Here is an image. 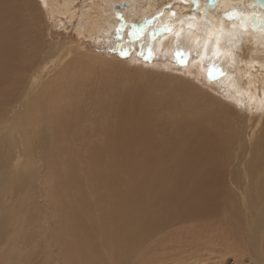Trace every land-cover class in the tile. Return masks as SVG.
I'll return each mask as SVG.
<instances>
[{
  "label": "bare ground",
  "instance_id": "6f19581e",
  "mask_svg": "<svg viewBox=\"0 0 264 264\" xmlns=\"http://www.w3.org/2000/svg\"><path fill=\"white\" fill-rule=\"evenodd\" d=\"M73 1L75 0H41L38 5L41 8L43 3V6L49 7L54 13L62 12ZM115 1L117 0L86 1L83 5L84 19L81 28L98 31L100 29H94L103 17L105 18L103 21H107L110 27L115 25L116 21L113 20ZM125 1L126 18L132 26L147 18L151 20L150 28L154 29V33H158L155 43L157 49H162L163 52L173 56L179 49L189 54L196 50L197 59L194 65H198V69H203V62L208 59L211 62L212 73L216 75L214 83L220 86L219 88L223 84L226 87L225 93L234 97L233 101L245 102L249 109L256 111L264 109V30H254L249 19L246 25L240 22L242 14L250 18L255 12L258 19L264 18V10L249 8L254 0H217L214 8L206 5L207 0H196L197 7L194 6V0ZM19 2L0 0V89L6 70H14L15 63L17 72L23 71L31 75L37 70L26 71V63L34 67L42 61L38 54L41 52L38 51L40 42L33 33V19L28 14V8L33 4L31 0H19ZM14 9L17 10L13 12ZM230 11L236 12L234 19L226 17V13ZM159 23H161L160 27H158ZM189 69L186 70L188 73ZM197 70H194L195 73ZM16 79L15 76V86H17ZM43 90L28 109L31 107L35 112L36 109H59L60 105L57 106L55 102L49 103L50 96L52 101L57 99L53 93L54 87L50 89L48 87L44 92ZM186 94L188 92L175 94L169 89L163 93L160 103L151 98L152 95L144 98L133 96L128 101L116 100L112 107H108L104 101L101 102V99H90L93 109L99 110V118H102L103 122L107 123L110 114L116 116L119 113L121 118L115 123L116 131L111 135V145L116 142L119 144L120 152L117 155L122 161L119 163L120 166L115 164L113 158L106 167L99 161L90 162L91 164L88 165L92 177L95 176L98 182H105L103 185L108 184L110 178V184L106 188L115 192L116 199L112 198L111 203L118 209L112 208L107 215L113 219L111 232L113 236L109 246L111 245L110 251L114 252H105L104 256L94 258L95 260L89 259L87 264H92L94 261L96 262L94 264H131L135 256L138 260L133 264H183L189 260L194 262L198 256L202 258L203 252L209 251L211 244L213 245L217 240L216 234L211 235L215 224L213 220L222 216V212L227 210L231 212L230 219L223 215L226 221L221 220L219 224L225 227H230L231 224L234 226L229 230L234 235V237L230 235L235 242L232 244L234 258L241 259V264L246 262L264 264V123L262 122L260 126L258 119L256 124H242L235 128L231 125L232 120L225 116L231 114L227 109L216 108V111H210L212 108L215 109L210 107V102L207 105L200 103V100L205 102L203 94L185 96ZM183 95L187 98H183ZM154 102L160 109H173L179 104L187 108L188 114L183 113L176 117H170V114L157 116L152 111L156 108L155 105L151 107ZM31 109L29 112L32 111ZM55 111L54 113L60 116V110ZM43 112L44 114H38L37 119H32L33 125L38 128L44 127L49 120L45 110ZM104 115L108 116L105 118ZM61 117L53 121V136L61 148H58V151L62 152L63 156H67L71 167L75 168L76 161H80L81 152L77 148H71L70 143H84L94 132L91 130L90 133L86 131L83 134L79 132L83 126L77 118L63 121ZM76 127H79L78 132L76 129L73 130ZM47 136L50 137L49 134ZM256 136L253 146L247 145L249 146L247 147L245 137L249 139ZM51 140L54 142L53 137ZM46 141L47 137L44 135L43 142ZM95 149L96 147H93V150L91 148L89 150L92 152L90 155L92 160H94L92 156L101 155L98 151L95 153ZM109 149L112 151L111 148ZM65 159L64 163L67 164V158ZM120 172L130 176L128 181L125 179V183L129 184L126 191L117 190L115 180H111V174L120 175ZM242 174L245 176V182L241 181ZM102 176H106V181L100 178ZM79 181L76 174L72 183L75 185ZM230 183L238 185L241 195L230 188ZM125 197L127 201L123 205ZM81 211V215L79 214L77 218L80 216L79 219L83 220L81 226L84 229L85 223L87 224L90 219L85 222L86 208ZM243 214L255 233L253 236L251 232L246 239L248 242L251 240V245L243 239L239 242L238 239L236 230L243 222ZM187 219L198 221L197 229L189 228L183 234L185 237L176 240L174 246L169 242V244L152 242L153 249L147 250L148 241H143L145 237L159 232L161 226L170 228L174 224L175 226L187 224ZM203 225H207L208 231L202 229ZM3 226L4 219H1L0 231ZM66 226L69 224L66 223ZM137 235H141V238H137ZM115 238L117 244L113 241ZM164 238L165 241L171 239L170 236ZM213 240L214 243H211ZM252 245L256 249V257L252 256ZM113 247L117 250L131 247L133 249L125 251L126 254L122 257L120 255V260H116V256L120 253L117 254ZM77 251L78 253L72 256L75 259L78 258L76 255L85 250L79 246Z\"/></svg>",
  "mask_w": 264,
  "mask_h": 264
},
{
  "label": "rangeland",
  "instance_id": "374dc122",
  "mask_svg": "<svg viewBox=\"0 0 264 264\" xmlns=\"http://www.w3.org/2000/svg\"><path fill=\"white\" fill-rule=\"evenodd\" d=\"M33 1L31 0L33 5L28 8V14L34 20H32V29L40 42L38 51L41 50V52L38 54L42 61L36 65L33 62L34 67L26 63V71L37 70L31 75L23 71L17 72L15 63L14 70L7 69L1 81L3 83L0 89V220L4 219V226L0 231V261L1 264H87L89 259L95 260L94 258L104 256L105 252H114L110 251L111 245L109 246L113 236L111 235L113 219L107 215L112 208L118 209L111 203L112 198L116 199L115 192L106 188L110 184V178H108V184L103 185L105 182H98L95 176L92 177L88 165L90 162L99 161L106 167L113 158L115 164L120 166L119 163L122 161L117 155L120 152L119 144L116 142L111 145V135L116 131L115 123L121 118L119 113L116 116L104 115L105 118L108 117L107 123L103 122L102 118H99V110L93 109L90 99H101V102L104 101L108 107H112L116 100L128 101L133 96L144 98L152 95L151 98L160 103L163 93L169 89L175 94L201 93L204 95L205 102L200 100V103L207 105L210 102V107L215 108L210 111H216V108L227 109L231 114L225 116L232 120H230L231 125L235 128L242 124H256L259 120V125L264 123V109L256 111L249 109L245 102L233 101L234 97L225 93L226 87L223 84L219 88L220 86L214 83L216 75H213L211 62L208 59L203 62V69H198V65H194L197 59L196 50L189 54L179 49L173 56L163 52L162 49H157L155 43H157L158 33L155 32L156 35L154 29L150 28L151 20L147 18L132 26L126 18V7L123 4L126 3L125 0H117L113 3L115 14L113 20L116 24L110 27L107 21H103L105 18L102 16V21L94 29H100L99 32H93L92 28L86 30L81 28L84 19L83 5L91 0H75L62 12L54 13L49 7L43 6V3L40 8L38 3L41 0H35L37 3ZM16 10L14 9L13 12ZM160 25L161 23L158 27ZM105 30L108 33L104 32ZM189 67L193 70L191 71ZM188 69L189 73L186 71ZM194 70H197V74ZM15 76L17 86L14 85ZM48 87L49 89L54 87L53 93L57 98L52 101L50 96L49 103L55 102L57 106L60 105L59 109H36L37 112L31 107L28 109L36 96L42 93L43 89V92L46 91L45 89L48 90ZM188 94L185 96H190ZM185 96L183 95V98H187ZM156 102L153 103L152 108L154 105L157 106ZM30 109L31 112H29ZM44 110L49 120L44 127L38 128L35 124L33 125L32 119H37L38 114H44ZM55 110H60V116L54 113ZM152 111L157 116L170 114V117H176L183 113L188 114L187 108L179 104H176L173 109L156 107ZM57 117H61L63 121L77 118L83 126L79 132L83 134L86 131L90 133L91 130L94 132V136H90L84 143H70L71 148H77L81 152L80 161H76L75 168L71 167L68 157L58 151L60 147L56 143L52 129L53 121ZM78 128L73 130L76 129L78 132ZM47 134L51 139L53 137L54 142ZM44 135L47 137L46 142H43ZM257 136L249 138L252 143L249 142L248 137H245L248 143L245 142L246 146H253ZM93 147H96L95 153L97 151L101 153L100 156H92L94 160L90 157L92 152L89 151L90 148L93 150ZM65 158H67V164L64 163ZM76 174L80 181L74 185L72 179ZM111 175V180H115L118 186L117 190H128L129 184L125 183V179L127 181L130 179L129 174L120 172V175ZM241 176H243L241 181L245 182V176L243 174ZM100 178L105 180L106 176ZM230 188L241 195L235 183H230ZM126 201L125 197L123 205ZM84 208H86L84 220L85 222L90 220L82 229L83 220L77 216L81 215L80 212ZM222 214L230 219L231 212L228 210L223 211ZM223 215L213 220L215 224H213L211 235L216 234L217 240L215 243L214 240L211 242L214 243L211 244V249L203 252L202 258L198 256L194 262L189 260L183 264L197 262V264H241V259L234 258L232 244L235 242L230 236L234 237V235L229 231L234 226L231 224L230 227H225L219 224L226 221ZM242 217L243 222L238 225L236 231L239 242L240 239L248 242L246 239L250 233L252 232L253 236L255 233L252 231V226L247 223L245 214ZM188 220H186L187 224H180L182 226H175V224L170 228L161 226L158 229L159 232L149 237L143 236L145 237L143 241H148L147 250L149 251L152 247V242L154 244L165 242L174 246L180 237H185L183 234L189 228L197 229L198 221ZM66 223L69 226H66ZM202 229L208 231L207 225H203ZM169 236L171 239L165 241L164 237ZM136 237L141 238V235ZM113 241L117 244V238ZM248 244H252L251 240ZM79 246H82L85 251L76 255L78 258L75 259L72 256L78 253ZM236 247H238L237 244ZM132 249L133 247L117 250L115 247L117 254L120 253L116 256V260H120V255L124 256L125 251ZM251 252L252 256L256 257V249L253 245ZM137 260L138 257H133L131 264ZM94 263L96 262L92 264ZM246 264H254V262H246Z\"/></svg>",
  "mask_w": 264,
  "mask_h": 264
},
{
  "label": "water",
  "instance_id": "95a60500",
  "mask_svg": "<svg viewBox=\"0 0 264 264\" xmlns=\"http://www.w3.org/2000/svg\"><path fill=\"white\" fill-rule=\"evenodd\" d=\"M216 3L217 0H207L206 5L208 7L214 8L216 6ZM123 4L125 5L126 3ZM194 6L195 7L198 6V2L196 0H194ZM249 8L250 9L254 8L255 10L260 8L264 10V0H254L253 3L249 5ZM236 15L237 14L235 11H230L226 13V17L228 19H234ZM248 19L250 20L251 27L254 30H258V29L264 30V18L258 19L255 12L250 16V18H247L244 14L240 15V22L242 23V25H246L248 23Z\"/></svg>",
  "mask_w": 264,
  "mask_h": 264
}]
</instances>
